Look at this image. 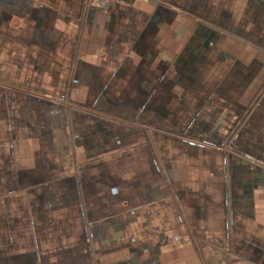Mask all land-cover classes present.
<instances>
[{
	"label": "crops",
	"instance_id": "1",
	"mask_svg": "<svg viewBox=\"0 0 264 264\" xmlns=\"http://www.w3.org/2000/svg\"><path fill=\"white\" fill-rule=\"evenodd\" d=\"M0 264H264V0H0Z\"/></svg>",
	"mask_w": 264,
	"mask_h": 264
},
{
	"label": "built area",
	"instance_id": "2",
	"mask_svg": "<svg viewBox=\"0 0 264 264\" xmlns=\"http://www.w3.org/2000/svg\"><path fill=\"white\" fill-rule=\"evenodd\" d=\"M119 1L120 0H88L90 5L98 6L99 8H106L112 2H119ZM60 100L63 101L64 98H61Z\"/></svg>",
	"mask_w": 264,
	"mask_h": 264
},
{
	"label": "rangeland",
	"instance_id": "3",
	"mask_svg": "<svg viewBox=\"0 0 264 264\" xmlns=\"http://www.w3.org/2000/svg\"><path fill=\"white\" fill-rule=\"evenodd\" d=\"M65 99V98H64Z\"/></svg>",
	"mask_w": 264,
	"mask_h": 264
}]
</instances>
